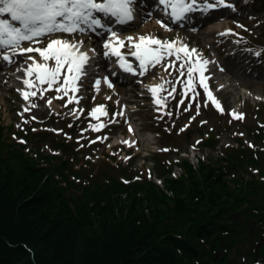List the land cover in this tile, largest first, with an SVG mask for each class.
<instances>
[{"label":"rangeland","instance_id":"obj_1","mask_svg":"<svg viewBox=\"0 0 264 264\" xmlns=\"http://www.w3.org/2000/svg\"><path fill=\"white\" fill-rule=\"evenodd\" d=\"M152 1L153 5L158 2V0ZM228 2L235 6V10L225 8L222 10L232 17L220 15L216 19L209 20L208 23L216 30L212 33L207 32L209 29V24H207L202 27L205 32L202 36L195 34L194 28H186L183 25L161 27L157 23L161 19L152 16L140 18L126 31L117 33L124 40L128 53L131 50L127 39L129 36L137 40L141 36H157L163 42L170 41L186 45L189 49H196L199 58L205 56L204 60L209 62L214 60L217 72L212 75L208 73L204 75L208 77L207 86L220 103L223 113L208 99L207 93L200 86L198 73H193L194 91H188L185 95L187 75L180 76L176 68L165 70L168 64L174 63L172 59L168 62L162 61L160 66H149L144 73L146 77L137 80L134 84L118 85L115 83L114 88L103 89L99 93H94L96 89L91 87L77 95L69 92L68 96L63 99H56L55 97L61 94L54 90L43 93L37 91L39 95L35 100L29 98L25 101L21 94L22 91H36V89H26L24 83L19 82L22 77L18 72L31 63L24 56L20 62L21 66L15 72H10L12 77L0 81L2 136L9 143L15 142L17 146L18 144L23 145L21 150L28 158H37L36 151L58 156L55 161L53 160V164L69 157L73 164L70 168L78 172H80V168H85L88 171L94 169L93 174H97L104 168L98 167L104 166L103 164L106 162L116 167L119 165L128 167L127 173L132 180L125 181L123 179L122 182L125 184L130 182L152 183L168 199L176 197L174 191L169 188L168 181L182 180L189 185L191 172H200L204 165L223 168V177L226 176L230 179L229 185L232 188L242 185L244 186L243 190H247V186L253 182L256 183L255 187L260 185L263 187L256 194L253 193L254 187H250L253 198L251 200L255 201L253 207L257 210L252 211V216L249 213L242 216L244 219L250 218L248 224L250 230L255 228L257 231L258 228L261 232L262 240L256 242V246L261 247L264 244V222L259 221L261 219L258 216L262 214L260 206L264 205L262 200L264 199V167L261 166L264 165V161L258 167L246 164L244 169H248V174L242 175L237 166L225 163L224 158L229 150L249 149L254 157L260 155V152H264V0H228ZM150 10L147 11L148 14H151ZM247 15L252 16L254 20H249ZM219 27H222L221 30ZM170 30H174V34H171ZM221 33L225 34L221 35ZM57 35L59 38L73 43L82 41L81 49L90 47V41L94 40V37L87 34ZM107 39L109 36L101 38L100 43H104V40ZM35 46L43 47L44 45ZM257 52L260 53L259 56L255 54ZM27 55H33L39 59L37 53ZM248 61L251 66H243ZM137 63L138 61H136V66ZM161 83L164 85L163 88L169 87L167 94L159 95L163 106H157L151 99L147 101L140 99L141 95L150 94L151 86ZM46 87V85L40 86L41 89ZM176 88H178L177 91ZM73 95L76 96L79 103L75 101L68 103L69 98ZM49 99L52 100L51 105L47 104ZM125 99L138 100L137 108L140 111L137 113L141 120L140 132L134 131L135 136L133 137L130 135V131H126L124 128L125 125L120 128L110 126L104 131L92 130L95 125L102 124L103 127H106L109 124L108 119H94L90 115L93 109L103 105L113 116L116 109L115 104L117 103L119 106L120 102ZM181 101L183 102L181 103ZM144 103H148V107L144 106ZM33 104L36 107H32ZM25 108H28L29 111H24ZM155 109H159L160 113H156ZM231 113L241 114L243 119H234ZM74 122H76L75 126H73ZM46 127L59 137L61 135L72 137L73 140L69 138L72 143L70 148L79 153L75 154L71 151L69 154H65L62 150L51 149L53 144L50 141L51 137L44 141L34 135L46 131ZM256 135L261 136L262 139L257 140ZM212 137H214V142L209 144ZM137 138H140L138 147L126 150V147ZM20 141H25V143ZM141 149L148 150L144 154L150 153L149 157L143 159L140 153ZM163 149H167V151H163ZM74 156L77 161H73ZM239 156L241 155H237V158ZM35 161L39 163L40 167L53 166L41 158H37ZM157 162L162 167L157 166ZM184 163L188 164L191 171L183 165ZM228 167H230L229 172L224 173ZM82 173L88 175L87 172ZM241 176H245V179L242 180ZM52 178L66 190L67 194L74 192L81 197L84 195V189L75 188L71 182L85 186L87 185L85 178L77 179L74 174H71L65 181L58 172ZM235 179H238V184L235 183ZM172 203L170 201V204ZM249 207L250 204L247 202L241 204V210ZM229 221L220 223L226 225ZM234 221L235 224L231 225L238 227L241 225L242 218H234ZM223 235L228 237L227 233H223ZM199 242L203 244L202 239ZM224 243H220L223 248L219 245V250L215 254L216 259H220L223 255H231L234 259L237 256L238 259L244 261V253L253 247L248 241H245L244 246H241L239 242L231 244V246L227 242ZM238 250H241L239 252L241 254H238Z\"/></svg>","mask_w":264,"mask_h":264},{"label":"trees","instance_id":"obj_2","mask_svg":"<svg viewBox=\"0 0 264 264\" xmlns=\"http://www.w3.org/2000/svg\"><path fill=\"white\" fill-rule=\"evenodd\" d=\"M34 135L44 141L51 137V149L73 151L67 137L48 131ZM213 142L214 137L209 144ZM18 146L2 136L0 125V264H264V244L256 246L261 232L257 227L250 230V218L242 217L257 210L250 187L255 194L263 187H255V182L247 190L242 185L232 188L223 168L204 165L200 172H191L189 185L168 181L176 196L168 199L152 183L122 182L121 177L132 180L128 167L106 162L97 174L85 168L78 172L70 168L69 157L53 164L58 156L34 150L37 158L53 165L40 167L37 158L26 157L23 145ZM262 161L264 152L254 157L249 149L229 150L224 158L242 175L248 174L246 164L258 167ZM183 165L191 171L187 163ZM157 166L162 167L158 162ZM56 172L65 181L71 174L85 178V186L71 182L84 189V195L67 194L52 178ZM234 181L238 184V179ZM245 202L250 207L241 210ZM259 209V221L264 222V205ZM240 217L241 225H231ZM245 241L254 248L244 253V261L231 255L216 259L220 243L244 246Z\"/></svg>","mask_w":264,"mask_h":264},{"label":"snow or ice","instance_id":"obj_3","mask_svg":"<svg viewBox=\"0 0 264 264\" xmlns=\"http://www.w3.org/2000/svg\"><path fill=\"white\" fill-rule=\"evenodd\" d=\"M158 3L163 6L165 15L169 16L174 23L188 20L189 15L195 12L207 15L211 11L222 8L235 10V6L228 0H158ZM136 5L137 0H0V60L12 64L13 57L21 55L26 56V60L31 62L24 69L27 79H24L23 83L26 89H36V91H22L23 99L27 101L30 97H35L37 91L43 93L54 90L61 94L56 96V99H63L69 92L79 91V82L82 76L86 75L85 69L90 59L89 55L81 51L82 41L73 43L59 38L57 34L107 33L109 39L103 43L105 49L103 55L116 57V63L123 72L136 75L137 72L132 63L121 52V49L125 47L124 40L118 38L117 32L111 26L113 23L125 25L132 22L135 18ZM157 23L161 27H166L160 20ZM224 34L221 33V35ZM127 39L131 49L128 55L139 62L140 75H143L149 66L155 67L166 57L175 56L176 61L183 60V63H180L179 67L170 63L165 70L176 68L180 76L187 75L185 95L188 91H194L193 73H198L200 86L207 93L208 99L223 113L220 103L212 95L206 83L208 77L204 75V72L207 70L206 65L209 61L199 58L196 49H189L186 45L177 46L174 42H163L149 36H141L138 40L129 36ZM41 44L44 46H35ZM9 52L12 55H9ZM30 53H37L39 59L36 56L27 55ZM255 54L260 55L259 52ZM194 56L197 57L195 60H193ZM100 83V80L94 82L97 90ZM104 83L108 88L113 87L108 77H104ZM42 85L47 87L41 89ZM162 90V85L149 88L154 103L161 106V99L157 96ZM74 101L79 103L75 95L69 98L68 103ZM47 104L51 105L52 100L49 99ZM32 107L36 105L33 104ZM24 111L27 112L29 109L25 108ZM97 113L108 115L103 105L93 109L90 115L99 120L100 115ZM231 115L234 119H243L241 114L231 113ZM103 126L95 125L92 130L99 131ZM131 130L129 128V131ZM20 142L25 143V141Z\"/></svg>","mask_w":264,"mask_h":264},{"label":"bare ground","instance_id":"obj_4","mask_svg":"<svg viewBox=\"0 0 264 264\" xmlns=\"http://www.w3.org/2000/svg\"><path fill=\"white\" fill-rule=\"evenodd\" d=\"M151 2H152V0H149L148 1V5H151ZM219 13H225V14H227L226 13V11H221V12H219ZM222 15V14H221ZM224 15V14H223ZM220 16V14H217V15H215V14H212L207 20H205V21H203V22H201V23H199V24H197L196 26H195V34L197 33L199 36L201 35H204L205 34V32L202 30V27H204V26H207V24H209L208 23V21H209V19L210 20H212V19H216V17H219ZM171 22V21H170ZM179 23V22H178ZM114 24V23H113ZM179 25V24H178ZM208 31L207 32H209V33H212L213 31H215L216 29L214 28V27H212L211 26V24H209V26H208ZM221 28L222 27H219V30H221ZM117 33H120L121 31H122V28L121 29H119V28H116V29H114ZM99 31V30H98ZM171 34H174V30H170L169 31ZM93 35V37H95L94 38V40L93 41H91L90 43L91 44H93V45H96L98 48H100L101 47V45H100V39L101 38H103V37H105V35H106V33H102V34H92ZM149 37H153V38H156L155 36H149ZM118 38L119 39H121V37H119L118 36ZM157 39V38H156ZM8 54H11V52H9ZM24 58V56H21V55H16V56H14L13 57V59H14V63H12V64H7V63H5V62H3L2 60H0V81H2L3 79H10L12 76H11V73L10 72H14V71H16V67L17 66H19L20 65V62L22 61V59ZM116 59L117 58H115L114 56H111V57H105V59L100 63L101 65H100V71H99V74H97V75H94V74H90L89 76H87V77H85V76H82V78H81V83L79 84L80 85V87H79V91L78 92H76L77 94H80V93H82V92H84L85 90H86V88H91L92 86H94V82L96 81V80H100L101 81V83H100V86H99V89L97 90L96 89V87H95V92L94 93H99V91L100 90H103V89H107L108 87H107V85L104 83V77H106L109 73H110V71L108 72V69H109V65H114V71L112 70V73L110 74L111 75V77H114L115 78V80L117 81V79H119L120 80V78L122 77V76H124L125 74L123 73V70H121L119 67L118 68H116V65H117V63H116ZM129 62H131L132 63V61H129ZM89 64L86 66V69H85V71L89 68ZM27 67V66H26ZM94 67H96V66H94ZM134 68V67H133ZM117 71H119L120 73H116ZM140 73V72H139ZM22 78H23V81H24V79H27V77H26V75H25V71H24V69L22 70ZM118 74H120V75H118ZM108 77H110L109 75H108ZM141 75L140 74H138V75H136V76H132V77H130L129 79H127L124 83L125 84H129V83H131V84H134L137 80L139 81L140 79H141ZM108 79H110V78H108ZM23 81H19V82H22L23 83ZM111 83L113 82V81H111V80H109ZM113 84V83H112ZM137 84V83H136ZM2 86H4L3 84H1ZM155 86V85H154ZM113 88V87H112ZM111 88V89H112ZM29 90H34V89H29ZM164 92H166V90H164L163 91V93ZM38 92H37V95L35 96V97H30V100H35L37 97H38ZM131 132V131H130ZM131 134H132V132H131Z\"/></svg>","mask_w":264,"mask_h":264}]
</instances>
